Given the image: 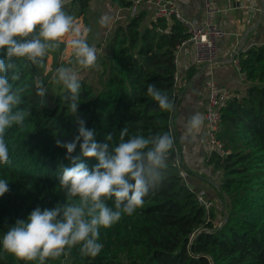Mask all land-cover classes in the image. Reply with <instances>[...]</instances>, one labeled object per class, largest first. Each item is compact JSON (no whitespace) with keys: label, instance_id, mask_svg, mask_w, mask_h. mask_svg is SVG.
<instances>
[{"label":"trees","instance_id":"16d2710c","mask_svg":"<svg viewBox=\"0 0 264 264\" xmlns=\"http://www.w3.org/2000/svg\"><path fill=\"white\" fill-rule=\"evenodd\" d=\"M112 1L121 8L131 3ZM73 2L79 4V14H85L89 0ZM145 16L143 11L133 13L107 34L104 48L97 54L96 83L80 79L75 114L67 107L65 88L50 101L37 95V77L44 67L12 58L20 80L11 81L9 72L10 82L27 86L19 107L31 114L22 127L13 125L5 133L9 160L0 164V179L8 181L9 191L0 197V241L17 220H27L37 207L43 210L78 203V197L66 198L58 176L61 167L70 166L71 159L80 155V145L69 155L56 142L74 141L83 120L86 129L95 130L98 143H105V137L112 134L110 149L120 142L124 127L128 130L125 140L167 133L174 146L161 180L149 188L142 206L99 229L98 243L103 248L98 255H82L78 244L66 248L58 258H46L44 264H264V43L237 52L244 90L222 108L218 138L228 152H211L207 158L220 173V180L218 203L206 209L180 175L184 167L176 162L173 134L176 50L189 33L176 18H154L145 24ZM150 84L169 97L172 110L161 109L148 95ZM80 159L90 169L97 163L95 158ZM106 203L114 207V198ZM0 264L39 261L20 260L0 244Z\"/></svg>","mask_w":264,"mask_h":264},{"label":"clouds","instance_id":"9594fccd","mask_svg":"<svg viewBox=\"0 0 264 264\" xmlns=\"http://www.w3.org/2000/svg\"><path fill=\"white\" fill-rule=\"evenodd\" d=\"M68 0H0V164L9 160L5 142L6 130L13 125L23 126L31 112L20 108L27 86L14 85L20 80L12 58H25L32 64L45 67L43 58L49 49L59 48L61 43L71 51L74 61L84 69L97 61L96 49L87 42V27L79 25L72 15L63 9ZM107 17L102 23L107 22ZM52 81L62 84L69 95L67 107L76 113L80 100V77L72 67H58ZM161 109L172 110L169 97L155 85L147 89ZM42 85L37 95L46 96ZM43 103V102H42ZM203 124L200 113L188 121V131H198ZM79 135L74 141L61 143L71 155L80 145V155L71 159L70 166L59 169V185L66 198L78 197L73 203L57 204L54 208L34 209L27 220H17L3 235L2 248L23 261L58 258L66 248L81 245L84 256L95 257L103 248L98 243L99 229L118 222L122 215H131L143 204L149 188L162 178L167 167L169 151L174 146L173 137L165 133L154 137L134 136L127 140V128L121 129L120 142L109 147L113 136L109 133L105 143L94 139L95 130L85 128L79 121ZM82 141V142H81ZM95 158L97 163L90 169L80 157ZM7 180L0 179V197L9 191ZM114 198V207L106 200Z\"/></svg>","mask_w":264,"mask_h":264},{"label":"crops","instance_id":"0c3cea01","mask_svg":"<svg viewBox=\"0 0 264 264\" xmlns=\"http://www.w3.org/2000/svg\"><path fill=\"white\" fill-rule=\"evenodd\" d=\"M72 5L77 2L68 0ZM182 15L189 20H203L206 17L204 0H174ZM218 9L212 15L213 23L225 34L217 39V60L211 64H197L193 61V45H184L179 52L177 74L181 78L177 88V103L173 110V134L176 141L177 158L181 161L187 173V183L197 192L203 189L205 197L217 199V187L220 173L214 171L207 163L209 152L205 141L203 124L198 131H188V121L192 115L200 113L203 117L207 103L206 82L216 80L218 85L229 87L233 91L244 90V81L232 61V55L239 48L264 43V23L261 17V7L264 0H211ZM140 12L145 13L144 23L154 20L153 12L148 5H141ZM264 14V13H263ZM133 12L129 8H121L112 0H89L85 14L77 12L79 25L87 27L89 45H98V50L104 48L107 34L116 24H125ZM107 17V22L102 19ZM99 53V52H98Z\"/></svg>","mask_w":264,"mask_h":264},{"label":"built area","instance_id":"2783aa9c","mask_svg":"<svg viewBox=\"0 0 264 264\" xmlns=\"http://www.w3.org/2000/svg\"><path fill=\"white\" fill-rule=\"evenodd\" d=\"M130 2L128 8L133 13L139 12L141 5L145 4L151 8L154 18H164L168 21L172 18H176L186 25L189 35L177 45L176 58L181 51V48L184 47L185 44L191 42L194 53L192 62L195 65H211L217 60L218 49L216 47V42L218 38L224 36L225 32L212 21L211 17L218 11V9L212 4L211 0H204L206 17L203 20H189L184 17L181 11L177 8L174 0H130ZM97 52H100V50H97ZM232 61L238 69L237 58L235 57ZM240 78L245 81V77L241 73ZM174 79L178 86L181 78L177 73L175 74ZM206 87L208 90L207 103L203 112L205 141L209 153L216 152L223 155L228 151L224 149V143L218 138L221 124V112L222 108L237 91H233L229 87L220 86L217 81L213 79L206 82ZM176 162L179 163L180 160L176 158ZM180 175L187 182V173L184 169H180ZM205 194L206 193L203 189L198 190L196 192V200L200 204H203L206 209L214 206L216 202L218 203L215 199L212 200L206 198Z\"/></svg>","mask_w":264,"mask_h":264},{"label":"rangeland","instance_id":"374dc122","mask_svg":"<svg viewBox=\"0 0 264 264\" xmlns=\"http://www.w3.org/2000/svg\"><path fill=\"white\" fill-rule=\"evenodd\" d=\"M67 14L72 15L75 19L77 18V12L79 10V4L76 3L72 5L70 2L65 3L64 9ZM76 22L79 24L80 20H76ZM96 49V55L98 54L97 50L99 47V44L92 45ZM44 71L39 74L37 77L38 83L40 86L42 85L47 89L46 96L48 97V100H52V97L61 91H63L64 86L59 83H55L52 81V75L55 73L56 69L58 67L64 66V67H72L78 74V76L81 78H85L88 81L96 83L97 79V72L99 69V66L95 63V65L91 68L84 69L77 65L74 61V57L71 55V51L66 48V45L64 43H61L59 48L52 50L49 49L44 57ZM27 62H31L28 61ZM32 63V62H31ZM68 264V263H66Z\"/></svg>","mask_w":264,"mask_h":264},{"label":"water","instance_id":"95a60500","mask_svg":"<svg viewBox=\"0 0 264 264\" xmlns=\"http://www.w3.org/2000/svg\"><path fill=\"white\" fill-rule=\"evenodd\" d=\"M263 13H264V6L261 7V17H260L259 22L261 21V18H262V16H263ZM239 49H241V48H239ZM239 49L233 54V56H232V58H231L232 60L236 57L237 52L239 51ZM175 106H176V104H175ZM174 108H175V107H174ZM216 187H217V189H218V185H216ZM224 222H225V219H223V221L221 222L220 226H222V225L224 224Z\"/></svg>","mask_w":264,"mask_h":264}]
</instances>
